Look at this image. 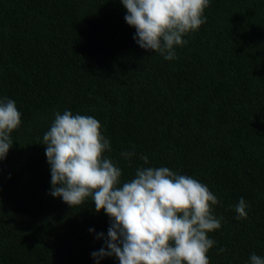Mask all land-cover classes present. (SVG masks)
I'll return each mask as SVG.
<instances>
[{
  "label": "trees",
  "instance_id": "1",
  "mask_svg": "<svg viewBox=\"0 0 264 264\" xmlns=\"http://www.w3.org/2000/svg\"><path fill=\"white\" fill-rule=\"evenodd\" d=\"M125 14L120 0H0V96L22 121L0 162V264H95L103 246L110 221L91 198L49 194L43 135L65 109L100 121L122 182L167 166L208 185L222 218L210 264L264 256V0H210L172 61L141 49Z\"/></svg>",
  "mask_w": 264,
  "mask_h": 264
},
{
  "label": "clouds",
  "instance_id": "2",
  "mask_svg": "<svg viewBox=\"0 0 264 264\" xmlns=\"http://www.w3.org/2000/svg\"><path fill=\"white\" fill-rule=\"evenodd\" d=\"M120 2L136 44L168 61L177 58L176 49L187 43L184 37L206 23L210 5V0ZM21 122L16 101L0 96V162ZM43 145L51 173L49 194L71 208L91 198L96 212L109 217L107 234H97L103 246L91 252L95 264L107 257L119 264H210L208 253L216 241L209 233L221 228L222 218L214 214L219 198L207 184L167 166L138 167L131 180L122 182V169L105 155L111 144L100 121L70 109L55 112ZM121 155L130 160L135 152ZM141 159L148 164V156ZM249 208L241 197L237 219L247 218ZM248 264H264V256L253 252Z\"/></svg>",
  "mask_w": 264,
  "mask_h": 264
}]
</instances>
